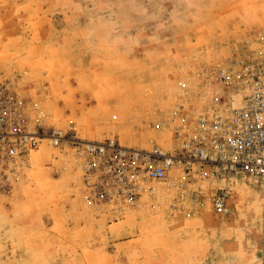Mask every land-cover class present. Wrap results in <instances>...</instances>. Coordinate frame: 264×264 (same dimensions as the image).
<instances>
[{"label":"rangeland","instance_id":"obj_1","mask_svg":"<svg viewBox=\"0 0 264 264\" xmlns=\"http://www.w3.org/2000/svg\"><path fill=\"white\" fill-rule=\"evenodd\" d=\"M245 45L264 48V0H0V81L84 140L169 149L172 112L191 123L213 95L200 71ZM78 176L72 152L33 153L0 196V264H264L259 179L231 181L227 216L213 208L226 182L206 181L199 202L194 184H163L108 220Z\"/></svg>","mask_w":264,"mask_h":264},{"label":"built area","instance_id":"obj_2","mask_svg":"<svg viewBox=\"0 0 264 264\" xmlns=\"http://www.w3.org/2000/svg\"><path fill=\"white\" fill-rule=\"evenodd\" d=\"M233 52L225 63L200 71L199 90L211 87L213 95L193 122L184 118L183 107L172 112L174 143L169 149L157 143L125 146L115 138L84 140L74 130L49 125L40 101L24 98L12 83L0 81V196L11 191L33 153L47 145L72 152L83 203L108 220L125 216L169 183L194 184L191 196L199 202L204 182H226L213 197L220 216L230 213L232 180H261L264 197V48L245 45ZM185 93L191 94L188 88ZM165 125L159 121L152 127ZM178 168L182 175L176 179Z\"/></svg>","mask_w":264,"mask_h":264}]
</instances>
